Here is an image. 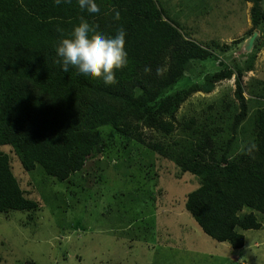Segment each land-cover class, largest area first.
Segmentation results:
<instances>
[{"label":"trees","instance_id":"16d2710c","mask_svg":"<svg viewBox=\"0 0 264 264\" xmlns=\"http://www.w3.org/2000/svg\"><path fill=\"white\" fill-rule=\"evenodd\" d=\"M240 1L245 8L253 4L252 36L264 27V0ZM96 2L98 16L82 12L77 0L59 6L55 0H0V146H11L27 172L40 164L47 175L63 181L82 169L101 141L107 148L113 143L117 155L126 157L130 136L143 135L144 128L171 136L176 113L191 94L209 91L215 81L234 74L224 65L202 84L178 87L193 62L217 59L211 47L184 33L181 14L161 0ZM113 9L121 13L120 20L113 18ZM82 19L103 34L126 30L129 62L117 72L116 84L85 78L71 66L62 71L55 46ZM252 68L251 61L246 69ZM243 73L238 68L235 125L248 114ZM259 83L264 97V82ZM186 124L198 126L197 120ZM219 132L202 125L187 142L150 145L199 178L184 199L204 233L239 249L245 244L244 230L263 226L264 109L255 114L254 136L242 149L229 153V144H217L210 135ZM10 158L0 152V211L37 209L38 201L22 188Z\"/></svg>","mask_w":264,"mask_h":264},{"label":"rangeland","instance_id":"374dc122","mask_svg":"<svg viewBox=\"0 0 264 264\" xmlns=\"http://www.w3.org/2000/svg\"><path fill=\"white\" fill-rule=\"evenodd\" d=\"M161 1L181 14L184 33L217 57L193 62L177 86L202 84L224 65L234 74L215 81L209 91L191 94L176 113L173 135L144 128L143 135L130 136L126 157L117 155L113 143L108 149L101 141L82 169L63 181L47 175L40 164L25 171L13 148L0 146L26 194L39 204L34 210L0 211V264H264V216L259 215L261 228L243 231L242 248L213 239L185 205V194L199 185V178L150 145L187 142L202 125L220 130L210 135L217 144H229V153L252 139L255 114L264 109L259 83L264 82V27L254 30L247 50L252 3L245 8L240 0ZM251 61L253 68L247 70ZM238 68L244 71L248 114L235 125ZM190 120L198 126L185 128Z\"/></svg>","mask_w":264,"mask_h":264},{"label":"clouds","instance_id":"9594fccd","mask_svg":"<svg viewBox=\"0 0 264 264\" xmlns=\"http://www.w3.org/2000/svg\"><path fill=\"white\" fill-rule=\"evenodd\" d=\"M71 0H55L57 6ZM79 9L92 16L101 14L96 0H77ZM114 19L120 20L121 13L113 9ZM126 30L121 27L114 35L99 32L87 20L73 27L67 37H62L55 46L60 58L62 71L68 72L70 66L88 79H99L105 85H114L117 72L128 65L129 58L126 49ZM157 74L160 70L157 69Z\"/></svg>","mask_w":264,"mask_h":264},{"label":"water","instance_id":"95a60500","mask_svg":"<svg viewBox=\"0 0 264 264\" xmlns=\"http://www.w3.org/2000/svg\"><path fill=\"white\" fill-rule=\"evenodd\" d=\"M256 35H257V32L255 31L254 34L248 39L247 44H246L247 50H249L252 47Z\"/></svg>","mask_w":264,"mask_h":264}]
</instances>
